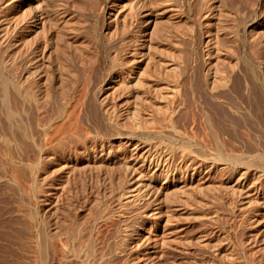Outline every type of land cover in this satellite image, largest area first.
Instances as JSON below:
<instances>
[{"label":"bare ground","instance_id":"bare-ground-1","mask_svg":"<svg viewBox=\"0 0 264 264\" xmlns=\"http://www.w3.org/2000/svg\"><path fill=\"white\" fill-rule=\"evenodd\" d=\"M0 92V178L15 168V188L37 203L17 208L46 262L53 251L54 264H117L145 241L164 259L181 204L166 205L164 220L161 203L174 193L181 203L213 190L240 211L264 209V0H0ZM87 169L112 182L121 171L118 195L102 194L107 178L93 182ZM88 175L99 199L90 207ZM7 204L0 194V237L13 239L29 222L16 225L21 213ZM133 209L129 220L150 227L125 224L118 245L103 233L114 241L104 246L101 225ZM211 211L208 220L223 219ZM205 236L198 243L208 249ZM232 251L212 254L232 261Z\"/></svg>","mask_w":264,"mask_h":264},{"label":"rangeland","instance_id":"rangeland-1","mask_svg":"<svg viewBox=\"0 0 264 264\" xmlns=\"http://www.w3.org/2000/svg\"><path fill=\"white\" fill-rule=\"evenodd\" d=\"M259 60V59H258ZM257 60V61H258ZM108 64H109V62L107 63V67H108ZM108 69V68H107ZM101 75V74H100ZM99 79L100 80H102V76H100L99 77ZM2 94H1V92H0V101H1V99H2ZM1 108V107H0ZM0 112H2V110H0ZM2 114V113H1ZM0 114V115H1ZM124 139H126L125 137H123V138H121V139H119L120 141H126V140H124ZM122 141V142H123ZM0 149L1 150H5V146L3 145V144H1L0 143ZM0 156H2V151H0ZM0 161H1V158H0ZM51 167V166H50ZM50 167H49V173H51L50 175H52V177L50 176V178L52 179V178H54V179H57V178H59V176H58V173L56 172V170H54L55 168L54 167H51V169H53V171L52 170H50ZM0 170H3L1 167H0ZM24 170H25V167H23V173H24ZM88 170V169H87ZM6 174L4 173V172H2L1 173V177L2 178H0V194H2V195H5V196H7V198H8V204H7V207H9V209H13L12 210V212H14V210H16V211H18V216L20 215V213H21V211L19 212V208H17V206L19 207H21V203L23 204L22 206H25V209H23L22 207H21V209H23V210H26L27 209V211L29 212V208H31L33 211L37 208V210H38V205H37V203L35 204L33 201L31 202L32 204L31 205H29V204H27L26 203V200L27 199H25V197H26V191H25V193H24V195H23V193H22V195H20L21 193L18 191V189H16L15 188V185H14V182H15V178H16V176H14V178H13V174H16L15 173V168H13V167H11V166H9V165H7L6 166ZM89 172V174H92L91 176L93 177V176H101V177H103L104 179L105 178H107V180L106 181H104V179L102 178L101 180H103L104 182H103V184L105 185V186H102L103 187V189L105 188V187H107V189H106V192L105 191H103V189H101V191H103V193L102 194H106L107 195V192L108 193H114V192H112L113 190H115V193L114 194H112V195H116L117 193H116V191L118 190H116V188H117V186H120L121 184L119 183L120 182V180L122 179V173H121V171H119V174L117 175V177H118V179L120 178V180H119V182H118V180H117V178H115L116 179V181L114 180V182H112L113 180L112 179H109V177L103 172V173H97L96 174V172L94 171L93 173L92 172H90L89 170L87 171V173ZM22 173V172H21ZM22 173V180L19 178V180H20V183L23 185L25 182H26V178H23V176H24V174ZM95 173V174H94ZM94 174V175H93ZM100 174H102V175H100ZM104 174V175H103ZM17 175V174H16ZM88 176H90V175H88ZM90 176V177H91ZM95 176V178H94V181H93V178L91 177H87V179H88V181H87V184H88V186H87V193L90 195V197L89 198H87V203H89V204H87V206L88 207H90V206H92L91 205V203L93 202V201H97V203L99 202L98 200H97V198H95V196H94V192H91V183H92V181L93 182H95V179L97 178ZM120 176V177H119ZM100 177V178H101ZM64 180V178L63 179H61V180H58L57 182H54V183H56V184H60L62 181ZM66 180V179H65ZM64 180V181H65ZM92 180V181H91ZM51 181V180H50ZM64 181H63V184H64ZM68 181V180H67ZM67 181L65 182L66 184H67ZM91 183H90V182ZM123 181V180H122ZM29 182H30V178H29ZM60 182V183H59ZM91 185H90V184ZM117 183H119L118 185H117ZM133 183V182H132ZM106 184H107V186H106ZM91 186V187H90ZM109 186H111V187H109ZM102 187H100V188H102ZM121 187V186H120ZM23 188H24V186H23ZM94 188V187H93ZM119 188V187H118ZM113 189V190H112ZM93 190H95V189H93ZM111 190V191H110ZM90 191V192H89ZM96 191V190H95ZM119 191V190H118ZM97 192V191H96ZM208 193V194H207ZM88 194H87V196H88ZM179 194V193H178ZM205 194H207V195H200V194H193L194 196H191L190 195V197H187L186 196V198L183 196H180V195H178V196H180V198H182V202L180 203L179 202V200H178V197H175V193L174 194H172V200H170V204H169V201H168V203L166 204V201H162V203H161V207H162V211H163V213H164V220H166V211L168 212V210L171 208H174V206L176 207V209L178 208L177 206H178V204H181L180 206H179V208H180V210H179V208L175 211V210H173V212L175 213H173L175 216H177L174 220H176V222L171 226V228H170V231H172V230H177V231H173L174 233H170V235L172 236H170V235H168L167 237H171V238H176V240L174 241V244H171V245H169L170 246V248L169 249H171V250H174V248H177L178 250H176L177 252H175V250H174V252H172V253H174V254H172L169 250H168V252H164L165 254H164V256L166 255L167 257H164V259H154L152 256H150V254L152 255V252H153V248H152V246H151V243H148L147 241H145L144 243L146 244V246H140V247H138L137 249L136 248H134V249H136V251H137V253H138V256H140V258L137 256V253L135 252L134 253V249L133 248H131V251H133V253H128L127 255H125V257L126 256H128L129 254L131 255L130 256V258H129V256L128 257H124V255L122 256V257H124V258H122L121 256V261H120V259H118L119 258V256H118V258L116 257V258H114L113 259V261H116L115 259H118L120 262H121V264L123 263V264H125V262H126V264H137L139 261H141V259L143 260L144 258H145V256L147 257V258H145L146 260L142 263V262H140L139 264H150L151 263V261L152 260H150V259H154L153 261H152V264L154 263V262H159V260H161L160 261V263L159 264H188L189 262H191V264H193L194 263V260L195 259H197V264L198 263H200V264H209V263H211V264H225L224 262L226 261H223L224 259H217L216 258V256H214L213 254H212V251H213V253H214V251H215V249L216 248H219V250H220V252H222V253H225V252H227L229 249L233 252L232 254H233V256H235V258L231 261V260H228V261H226V264H264V243L262 242V241H264V240H262L261 242H260V238H261V235H260V238H255V235L254 234H256V233H258V231H259V229H264V215H263V213L262 212H264V209L262 208V207H256V209H254L255 210V212L254 213H252V214H249V212H245V211H240L239 209H241L240 207H238V206H240L234 199H231V198H227L228 196H225V194L223 195V198H222V200H223V203L222 202H220V201H222L221 199H219V195L217 196V198H218V201L220 202H217L216 200H217V198H215L216 196H215V191H209V192H205ZM109 196H110V194H108ZM107 195V196H108ZM118 195V194H117ZM116 195V196H117ZM217 195V194H216ZM93 196H94V199H92L93 198ZM97 196V195H96ZM177 196V195H176ZM204 196V197H203ZM222 196V195H221ZM192 197V198H191ZM175 198V199H174ZM179 198V199H180ZM190 198V199H189ZM96 199V200H95ZM192 199V200H191ZM214 199H216V200H214ZM34 200V199H33ZM90 200V201H89ZM91 200H93L92 202H91ZM231 200H232V203H231ZM234 200V201H233ZM89 201V202H88ZM217 202V203H215V202ZM27 202H28V200H27ZM95 202H93L92 204L93 205H96L97 203H95ZM174 202V203H173ZM230 202V203H229ZM233 202H234V204H233ZM236 202V203H235ZM25 203H26V205H25ZM34 203V204H33ZM176 203V204H175ZM225 205V207L222 205ZM229 203V204H228ZM162 204L164 205V206H162ZM173 204V205H172ZM182 204H183V207L185 206V210L184 209H182L183 207H182ZM208 204V205H207ZM228 204V205H227ZM230 204L232 205L233 204V206H231L232 208V210H230L229 211V207H230ZM166 205L168 206V207H170V208H168V207H166ZM227 205V206H226ZM234 205H235V207L237 208V209H235L234 208ZM238 205V206H237ZM16 207V208H15ZM94 207V206H93ZM206 207V208H205ZM226 207H228V210H227V208ZM202 210H201V209ZM215 208V209H214ZM224 208V209H223ZM226 208V209H225ZM18 209V210H17ZM205 209L207 210V211H205ZM209 209H210V211H209ZM218 210V211H220L221 212V214H223V219L222 220H220V221H216V220H212V219H210V220H208L207 218H209V217H207L208 215H210L213 211H211V210ZM236 211H235V210ZM22 210V211H23ZM36 210V211H37ZM135 209H133V211H134ZM179 210V211H178ZM185 212H184V211ZM188 210V211H187ZM189 210H192V211H189ZM197 210H198V212H197ZM200 210V211H199ZM222 210V211H221ZM224 210H225V212H224ZM227 210V211H226ZM132 210L130 211H128V213H129V215L128 214H126L127 213V211H125V213L124 214H126V215H128L127 217H126V215H124V217H125V222H119L118 220H116L117 221V223L115 222V220L114 221H110L109 223L110 224H108L107 223V226L106 225H104V224H102L101 225V230L103 229V231H102V237H104V239H102V237H101V239L102 240H104V246H106V247H112L113 245H115L118 241L116 240V238H118L119 237V235L118 234H120V237L118 238V240L119 239H121L122 238V236L124 235L123 233H120V230L121 229H124L125 228V224H129L128 226H130V224H131V227H139L140 225L141 226H143V225H145V227L146 228H149L150 227V225H148V224H150L151 222L149 221V223L148 222H146L145 224H144V222L142 223V222H139V220H137L138 218L136 217V216H133L134 217V219H132V218H130V220H129V217L130 216H132V215H135L136 214V210L133 212ZM182 211H183V213H182ZM197 212V213H194V212ZM229 211V212H228ZM235 211V212H234ZM238 211L240 212V213H238ZM26 211H23V213L26 215V213H28V212H26ZM187 212H190L189 214L187 213ZM210 214H209V213ZM219 212V213H220ZM222 212H224V213H222ZM234 212V214H230V213H233ZM245 212V213H244ZM15 213V212H14ZM23 213H21V217H20V219H19V217H18V219L19 220H21L19 223L21 224V225H19V224H17L16 223V225H18V226H24L25 228H26V225H27V223L29 222H31V223H33V221L31 220H29V217H27V215L25 216ZM185 213V214H184ZM208 213V214H207ZM236 213V214H235ZM247 213V214H246ZM260 213V214H259ZM132 214V215H131ZM168 214V213H167ZM184 214V215H183ZM204 214V215H203ZM206 214V215H205ZM244 214V215H243ZM246 214V215H245ZM254 214V215H253ZM14 215V214H13ZM178 215H179V217H178ZM182 215V216H181ZM188 215H190V216H188ZM198 215V216H197ZM203 215V216H202ZM228 215V216H227ZM230 215V216H229ZM236 215V216H235ZM240 215V216H239ZM252 215V216H251ZM14 216H17V212L15 213V215ZM188 216V217H187ZM227 216V217H226ZM232 216H235V217H232ZM244 216V217H243ZM230 217H232V218H230ZM246 217V218H245ZM127 218V219H126ZM136 218V219H135ZM180 218V219H179ZM201 218V219H200ZM203 218H205V220L203 219ZM227 218H229V219H227ZM250 218H255V219H258V224L257 223H255V222H252V221H250ZM207 219V220H206ZM231 219H233V220H231ZM246 219V220H245ZM248 219V220H247ZM254 219V220H255ZM27 220H29V221H27ZM228 220V221H227ZM229 220H231V221H229ZM242 220V221H241ZM127 221H129V222H127ZM179 223H178V222ZM244 221V222H243ZM247 221V222H246ZM27 222V223H26ZM118 222H119V225L117 226V224H118ZM127 222V223H126ZM139 222V223H138ZM203 222H204V224H203ZM28 223V225L31 227V228H29V226L27 227V229H29V230H25V232H22V233H20L19 234V236H16V237H13V239H9V238H4V236H1L0 237V261L1 262H4V260H6V261H8L9 262V264H50L52 261H53V263L52 264H54V263H56V261H57V259L56 260H54L55 259V257H54V254L52 253L53 251H49L50 252V254L51 255H49V257L51 258V256H52V254H53V258L54 259H50L49 258V262L47 261L46 262V260H44L43 258H44V256H42L43 254L41 253V251H40V248H39V242H38V238H37V234L35 233V229H33V227H34V223H33V226H31V224H29ZM115 223H116V225H115ZM120 223H122V225L120 224ZM142 223V224H141ZM181 223V224H180ZM242 223V224H241ZM248 223V224H247ZM250 223H252V225L250 224ZM23 224V225H22ZM52 224V223H51ZM106 224V223H105ZM111 224H112V226H111ZM140 224V225H139ZM254 224H256V225H254ZM16 225H14V227H17ZM133 225V226H132ZM136 225V226H135ZM147 225V226H146ZM245 225V226H244ZM251 227H250V226ZM111 226V227H110ZM114 226V227H113ZM141 226H140V228H141ZM182 226V228L180 229V227ZM256 226V227H255ZM102 227H105V228H102ZM122 227V228H121ZM247 227V228H246ZM11 229L13 228V227H10ZM9 227H8V229H10ZM22 228V227H21ZM120 230H119V229ZM173 228V229H172ZM177 228V229H176ZM7 229V228H6ZM7 229V230H8ZM114 229V230H113ZM117 229L119 230V231H117ZM178 229H179V231H178ZM184 229V230H183ZM249 229V230H248ZM109 230V231H108ZM117 231L116 233L114 232V231ZM121 231H123V230H121ZM119 232V233H118ZM124 232V231H123ZM177 232V233H176ZM105 234V236H106V238H107V234H109V236L111 235V237H109L111 240H114V241H116V242H114V241H112L111 242V240H109L108 239V241L106 240V238H105V236H104V234ZM264 233V232H263ZM36 234V235H35ZM114 234H117L116 236L117 237H115V235ZM174 234V235H173ZM206 235L205 237L207 238V239H209L210 241H211V246H207L208 247V249H210V251L208 250V249H206L205 247V245H202V246H205V247H200L201 246V244L200 243H198V242H200V239H198V238H201V236L202 235ZM113 235H114V237H113ZM146 236L147 234L145 233V234H143L142 235V237L143 236ZM177 236H178V238L179 239H177ZM213 236H215V237H213ZM112 237H113V239H112ZM16 238V240H14ZM115 238V239H114ZM254 238V239H253ZM263 238V237H262ZM261 238V239H262ZM140 239V238H139ZM215 239V240H214ZM256 239V241L258 240L259 242H255L254 243V240ZM10 240V241H9ZM12 240V241H11ZM101 240V242H103ZM106 240V241H105ZM252 240V241H251ZM52 241V240H51ZM139 241V240H138ZM137 241V242H138ZM141 241V240H140ZM139 241V242H140ZM11 242V243H10ZM114 242V244L112 245V243ZM147 242V243H146ZM177 242V243H176ZM249 242V243H248ZM108 243V244H107ZM119 243H120V240H119ZM119 243H117V245L119 244ZM144 243H142V244H144ZM170 243H172V242H170ZM11 244H13V245H11ZM110 244V245H109ZM144 244V245H145ZM150 244V245H149ZM177 244V245H176ZM178 244H179V246H181L180 248H179V246H178ZM255 244V245H254ZM176 245V246H175ZM151 246V247H150ZM217 246V247H216ZM220 246V247H219ZM230 246V247H229ZM248 246V247H247ZM115 247V246H114ZM150 247V248H149ZM171 247H173V248H171ZM213 247V248H212ZM262 247V248H261ZM113 248V247H112ZM147 248H148V250H147ZM261 248V249H260ZM49 249H51V248H49ZM133 249V250H132ZM142 249V250H141ZM180 249L181 250H183L184 249V251H186V252H184V251H180ZM188 249V250H187ZM202 249V250H201ZM244 249V250H243ZM138 250H139V252H138ZM225 250V251H224ZM227 250V251H226ZM150 251V252H149ZM178 251H179V253H178ZM141 252V253H140ZM145 252H147L146 254H145ZM185 253V255L184 254H182V253ZM191 254H190V253ZM171 253V254H170ZM181 253V254H180ZM132 254H134V255H136V256H134V255H132ZM141 254V255H140ZM169 254L172 256H169ZM144 255V256H143ZM186 255H188V256H186ZM132 256H134L133 258H131ZM175 256V257H174ZM193 256V257H192ZM138 258V259H140V260H138V259H136V258ZM142 257V258H141ZM149 257H152V258H150L149 259ZM168 257H169V259H168ZM57 258V257H56ZM189 258H191V260L189 259ZM58 259H59V257H58ZM123 259H124V261H123ZM147 259L150 261L149 263L147 262ZM188 261H187V260ZM203 259V260H202ZM218 261H217V260ZM237 261H236V260ZM116 261L117 262V264H119V261ZM135 260H138V261H136V263L135 262H131V261H135ZM186 261V263H185V261ZM206 262H205V261ZM208 260V261H207ZM212 260V261H211ZM214 260V261H213ZM51 261V262H50ZM112 261V262H113ZM123 261V262H122ZM163 261V263H161ZM173 261V262H172ZM192 261H193V263H192ZM231 261V262H230ZM58 262V261H57ZM127 262H129V263H127ZM168 262V263H167ZM202 262V263H201ZM205 262V263H204ZM113 263H115V262H113ZM112 263V264H113ZM58 264V263H57ZM158 264V263H157ZM195 264H196V260H195Z\"/></svg>","mask_w":264,"mask_h":264}]
</instances>
